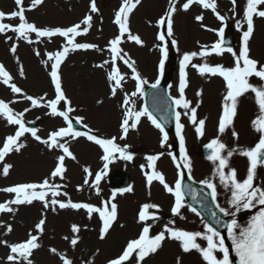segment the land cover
Masks as SVG:
<instances>
[{
    "label": "rangeland",
    "instance_id": "rangeland-1",
    "mask_svg": "<svg viewBox=\"0 0 264 264\" xmlns=\"http://www.w3.org/2000/svg\"><path fill=\"white\" fill-rule=\"evenodd\" d=\"M95 2L98 11L92 13L90 10L91 0H49V2H45L35 8H32L31 0H26L25 16L29 22L35 23L38 27L64 28L77 23H81V26L84 27L82 24L83 19L87 15H92V27L79 42L97 45L98 49L94 52L97 54L99 49H103L109 61V42L114 39L118 33V27L116 29L113 26V21L115 20L116 12L123 4V0H95ZM160 2L161 0H140L139 4H137L136 13L131 17L130 28L132 29L131 33L133 35H139L141 37L143 44L135 45L133 44L134 41L125 38V46L122 47L127 56L135 62V66L139 73H142L144 77L148 75L153 78L156 73L155 65L158 59V43L155 40L157 35L155 20L163 15V8H165V4L160 7ZM184 2H186V0H179L178 3ZM216 2L220 12L227 17V27L235 30V37L238 40L243 31L246 30V23H243V12L246 7V0H241L239 4H236L234 11L231 0H216ZM1 6L4 7L3 9L6 12L11 13L14 11L12 2L11 4L7 1L2 2ZM190 8H192L191 11H184L180 8L181 11L178 12L180 14L177 15L176 13L173 18V37L178 42L176 44V54L181 58H183L185 53L193 51L199 53L201 47L208 46L210 48L216 43L215 37L217 31L215 30H219L222 26V24L212 19L210 13L198 5H192ZM261 10H264V6H262ZM197 15H203V21H197L195 19ZM238 22L242 24V27H237ZM19 23L20 21L17 18L13 20L11 24L18 25ZM254 33L250 44V57L257 60L259 66H264V18H256L254 21ZM8 37H12V39H8ZM31 39L34 42L29 44L26 40L18 39L17 34L11 31L6 34H0L1 62L13 77L10 83H15L22 89V94L13 93L11 88L0 80V98L9 103L10 107L17 113L24 112L26 124L31 122V120L37 121V117L41 119L42 116L45 117L46 114H48V109L43 106L37 107L35 113L32 112L35 107H32L31 102L26 99V96L30 95L34 98H43L42 93L48 90L49 96L44 97L42 103H46L47 100L52 99L50 72L53 62L47 61V53L61 50L65 43L64 39H42L39 43L35 42L37 38L31 36ZM12 46H16L15 53L11 52ZM37 50L40 52L39 56L35 54ZM45 61H47V64ZM93 61H97V59L92 60L91 55H77V52H70L68 57L61 64L60 74L63 75L67 92L73 99L75 106L78 107L76 115L78 117H85L86 123L94 130L95 134L100 137H110L116 134V132L111 131L114 130L112 127L114 120L111 119L110 115L116 113L115 110L119 108L121 96L119 95V97L113 98V101L110 102L107 100L109 92L107 84H105L106 82L98 76L92 78V72L89 70H92L90 64H93ZM204 63L213 64V66L223 65L225 67H233L234 58L233 56L219 58V56L209 55L207 57L197 56L193 59V64L202 65ZM78 65L82 67L81 71L84 75V77L81 78V82L84 80L88 82V79H90L91 83L94 82L96 84V90L94 92L82 90L80 84L73 85V91L68 87L70 80L72 83L74 81L76 82L75 78H77L80 71ZM21 68L23 69L22 74ZM191 69L190 79L191 87L193 88L190 90L189 97L194 98L196 101H198L200 96L211 98V101L213 103L216 102V104L215 107L212 106L209 109L204 108L201 114V118L205 120V133L202 140L195 138L193 127H188V132L185 133V138L190 140L189 144L191 145L192 152L191 159H195V161L191 160L192 165L190 172L196 180L202 183L208 180L217 185L219 188V195L228 202V207L226 209L234 211L230 204L231 191L220 182L218 174H216L217 164H214L212 161L210 163H204L199 158L197 154L198 144L210 143L213 139H219L223 142L226 145L225 154L229 150L233 152V155L228 157L229 167L224 169V171L228 173L230 169L234 168L237 172V179L243 181L247 177L250 162L246 156L240 153L253 148L256 140L260 138V136L256 135L257 131H255L253 127V121L260 114L259 106L254 94L251 91L246 93L245 96L252 97L254 100V107L252 106L251 109L246 110L242 109V98L239 99L237 115L233 124L228 127L223 134L219 133V120L223 114L221 110L223 109L224 97L227 90H225L220 80L213 82L211 79H205L204 81L202 77L198 75V70L196 68L191 67ZM174 79L177 80L176 75ZM249 82L255 86L263 85L256 78ZM202 83H204V87L201 86ZM132 89L133 86L129 83V85L125 86L124 93L130 92ZM222 91L223 95L220 96ZM220 97H222V102L219 103L218 100ZM99 100L100 102H97ZM82 101L86 102L84 106H81ZM110 103L114 104L115 110ZM115 105H117V107H115ZM107 107H109V109ZM26 109L27 111H25ZM117 120L118 118H115V123ZM0 121V123L6 127L4 133L0 131V134H2V138H0V147H2L6 137L14 135L17 127L15 125L6 124L2 117ZM39 125L37 123V134L41 138L46 139L50 134V130L52 132V127L43 130L44 127ZM145 128L148 130L147 127ZM150 131L151 133H155L152 130ZM233 133L238 135H234ZM30 137H25L20 140L25 147L21 148L19 151L9 153V155L5 157V161L0 162V191L21 183H40L45 178L49 177L51 171L56 166L57 157L62 155V152L57 150L55 157L50 156L48 153L44 154V152L41 151L44 147L39 145L34 147L30 146V144H26L27 142L34 143L33 137ZM155 137L157 142V135H155ZM84 147L85 143L79 140H73L71 147H69L76 159L72 160L66 157L65 166L67 171L64 174V179L57 178L54 181L61 185V195L58 196V200L67 202L70 199L74 203H88V201H90L89 204L101 207L98 201H96L97 198L88 200V195L82 191V188L87 189L85 184L87 173L84 171V166L86 164L83 155ZM96 153L97 156L100 157L101 153ZM40 157H42L41 160ZM137 162L142 161L138 160ZM4 163L13 165L7 176H4L2 171ZM164 163L166 164L167 161H164ZM164 163L160 166H166ZM132 167L131 165L127 167L130 168V172L134 174L135 178L132 191L135 190L138 193H142V196L135 195L129 197L131 201L136 199L137 203L136 206L134 205V209H132V219L128 218L127 214L122 213L119 222L111 226L103 239L100 238L102 225L98 222L99 219L94 215H91V218H89V215L84 209L75 210L70 208L69 211L72 213H70V215H64V213L61 212L62 209L58 206H55V210H53V206L45 208L44 204H22L11 205L14 209L11 213H0V253L4 255L7 261L6 264H11V262L7 260V257L11 254L9 245L26 241L29 238V233L38 235L39 233L35 226L41 219H44L46 222L43 233L39 234L38 243L41 246L37 248L30 257L32 264H62L60 256L50 251L52 248L57 249V253L64 254L72 259L74 264H108L110 259L116 258L122 254L127 243L132 239H136L140 231L139 229L145 225L143 223H137V221L135 222L134 220L136 207L138 205H145L147 199L144 195V184L139 178L140 172H133L131 170L133 169ZM97 168L90 170L91 173L95 172ZM167 169L168 177L173 179L175 176L174 169L170 166H167ZM102 187L100 189H102ZM106 187L107 185L105 184L104 188ZM64 193H67V195L65 196ZM6 194L9 195L7 192ZM90 194L99 196L97 192L93 191ZM14 198L15 194H12L6 201ZM6 201L0 197V203H5ZM131 205L132 204H130V206ZM154 205H157V208L161 211H164V208L167 206L164 201L154 203ZM119 208L122 211V201ZM148 211L152 213L155 212L152 208ZM62 214L64 215L63 220ZM157 216L162 217L161 213ZM190 217L194 218V216ZM243 217V212L240 210L236 213L235 217L231 216V219L235 218L239 223ZM192 218L184 214L176 219L175 224H172L168 219H164L163 222L159 219L157 230L159 232H165L166 227H172L186 231L202 232L203 226L200 223L194 222ZM131 221H134V223ZM74 224L80 227V232L78 234L73 233L71 230ZM8 226L12 228L10 233L7 231ZM77 236L79 240L75 248H73L70 244V240ZM65 237L69 239H65ZM165 237L167 238L166 242L162 244V247L156 253L150 254L142 262L137 261L136 254L134 253L127 264H162L160 260L163 256L167 258V264H178V258L180 264H205V261L198 252L193 250L191 256L184 257V252L180 247V243L168 238L167 232H165ZM199 242L202 246H206V242ZM23 264H26V262H23Z\"/></svg>",
    "mask_w": 264,
    "mask_h": 264
},
{
    "label": "snow or ice",
    "instance_id": "snow-or-ice-1",
    "mask_svg": "<svg viewBox=\"0 0 264 264\" xmlns=\"http://www.w3.org/2000/svg\"><path fill=\"white\" fill-rule=\"evenodd\" d=\"M43 0H31L32 8L42 4ZM140 0H123V4L115 14L114 23L118 26L119 34L109 42V51L111 53V61H104L103 63L97 65L99 68H104L106 64L111 65V71L107 74V78L112 82L111 94L116 96L117 90L123 87V81L125 79L124 74L121 72L118 65V61H123L132 72L134 73L133 78L138 81V91L143 92V85L146 83L136 71L135 62L127 56L121 47L125 36L128 40L134 41L138 45H142L143 41L139 35H133L129 27V16L139 4ZM177 0H170V7L168 8L164 17H161L159 20V25L162 30L158 34V40L162 42L160 47L161 51V60L159 61V72L162 76L165 69V61L168 59V41L166 37L173 36V15L177 12L176 7ZM16 5L18 6L17 11L11 13H5L0 11V34H6L11 31L17 34L18 39L26 40L29 44L34 41L31 39V35L35 34L37 37L36 43H39L42 39L47 38L51 39L53 37H61L64 39L65 43L62 46L61 50L56 52L47 53V61H52L51 64V81L54 84V99L47 100L46 103H42L44 98H34L33 96H26V99L31 102L32 107H46L50 110L49 114L51 116L62 117L64 121L67 122V127H61L56 131H53L49 134L47 139H43L37 135V129L34 127L26 126L24 120V112H15L10 104L4 100H0V116H3L8 124L15 125L17 130L14 135H9L6 137L3 146L0 147V162L5 161V157L13 151H19L21 148L25 147L23 143L20 142L21 137L25 136L26 133H30L33 138L41 143L45 144L50 150L59 148L62 151V155L57 157V164L54 169L51 171L48 178H45L40 183H21L12 187H7L2 189L7 193L15 194V198L9 200L5 203H0V213L8 212L11 213L14 211L11 205H22V204H31L33 201H42L44 202V207L58 206L60 209L72 208L75 210H86L89 218L93 213H97L99 219L102 221V228L100 232V238L103 239L111 228L112 224L117 218V205L115 203H110L105 201L102 207H97L89 203H74L70 199L67 202L56 199L61 195V185L55 183L54 181L57 178L64 179V174L67 171L65 166L66 157L75 160V155L70 151L69 147L65 143H61L62 140L66 137H72L73 139L86 136L89 141H93L95 144L100 146L104 152L102 156L103 169L100 172L95 174V186L97 189V195H99V183L101 176L106 173V170L109 167V164L113 159L122 158L127 161L133 159V154L128 152V146H120L116 143V138H101L95 134H90L91 130L88 132H81L74 128L72 119L70 118V113L73 111L71 107V101L65 95V92L61 83L60 75V66L67 58L69 52L77 50H89V49H98V46L91 43H80L77 42V38L86 35L90 28L92 27V15H87L81 26V23L74 24L70 27H38L35 23L29 22L25 16V8L23 6V0H15ZM233 11L237 0H231ZM192 5H198L206 10H211L214 13L219 21L226 22L227 17L222 15L218 10V5L216 0H186L182 4V9L188 11ZM264 0H246V7L243 12V23H246V30L242 33V47L239 52L234 51L232 47H226V41L224 39L225 29L221 27L218 31L219 40L214 43L210 48L204 46L203 50L199 53L193 51L185 53L183 59L180 62V84H179V96L174 99V105L177 109H183L184 115L190 114L191 123L198 125L196 127V132L200 135H204L205 120L197 119V108L193 107L191 101H189L185 96V89L188 86L187 78V67L194 58L197 56L207 57L211 54H216L222 56L225 52L230 53L234 58L233 67H225L223 65H209L208 63L204 64H191L193 68H196L201 76L211 75V76H220L226 82L227 93L224 97L223 105V114L219 120V133L223 134L225 130L231 126L234 122V119L237 115L238 107V98L243 96L245 93L251 91L256 99V102L259 106V115L253 121V127L255 131L260 133V138L258 143L251 149L241 152V155L246 156L250 161V167L248 169L247 177L243 181L237 179V172L234 168L230 169V172L226 173L224 169L229 167L228 157L233 155L231 150L227 151L225 154L226 145L221 142L219 139H213L206 147L212 150L211 155L208 159L211 160L214 164H217L216 174L219 175L220 182L229 188L231 191V200L230 204L234 211H229L226 208H220L225 216L235 217L242 208L249 209L255 207L257 204L264 206V188L254 187V177L255 170L258 164L264 165V85L255 86L249 82L251 77H257L260 80L264 81V66H259V62L250 57V48L249 41L254 32V17L264 18ZM91 12L95 13L98 11L95 0H91ZM19 19L20 23L18 25H13L11 23H5V20ZM197 21H203V15H197L195 17ZM237 27H242L241 23H237ZM212 30V29H209ZM12 39V37H8ZM173 45H176L178 42L173 39ZM11 52H16V46H12ZM37 56L40 55L39 50L35 53ZM47 61L45 63L47 64ZM23 69L21 68V74ZM0 80L5 85H8L11 88V91L16 94H22V89L18 87L15 83H10L13 80L11 74L6 70L3 64H0ZM159 79L155 84L152 85L153 88L159 86ZM135 95V93H133ZM64 103L65 109L61 110L59 105ZM129 97L125 94L124 107L125 113L123 116L121 128L123 135L121 139L126 138L129 129H136L141 122L143 117H147L151 123L163 134L162 143H167L168 133L165 131L164 125L157 120L152 112L145 107L142 111L132 110L128 108ZM198 107V105H197ZM27 111V109L25 110ZM181 111L175 112V123L177 129V135L180 139V160L183 161V165L177 163L176 167L180 169L182 166L187 168L189 172L191 171L192 161L187 154L185 148V139L181 135V131L184 127L180 123L181 120ZM83 118H78L77 122H82ZM131 122V123H130ZM87 128V125H84ZM234 135H238L233 133ZM162 155V154H161ZM160 157L158 155H150L147 157V160L150 162V167L152 171L147 175L148 184L155 180L162 184L165 189L175 196V205L172 208V213L174 215H179L181 208L184 206L182 203L183 193H182V183L183 172H180L181 180H178L175 184V187L169 186L164 175L156 171L155 162ZM175 160L176 157L173 156ZM13 167L12 164L4 163L3 164V175L7 176L10 169ZM84 171L88 176H91L92 173L90 169L85 168ZM88 183V180H85V184ZM208 188L212 189V197L215 199L216 196V186L214 183L209 182L208 180L203 181ZM123 191H131L128 189H121ZM49 194L53 197L48 199ZM66 196L67 193H64ZM116 193L113 192L112 198L115 199ZM157 205L145 204L143 205V210L139 214V220L145 222L149 219H155L154 215L148 213V210L151 208H157ZM219 207V206H218ZM191 211L194 213L197 212L195 207L191 208ZM216 214L213 213L215 218ZM45 220L41 219L35 226L37 232L42 234L44 231ZM217 223H221L220 220H217ZM227 228L228 238L231 240V246L235 250L236 256L239 258V264H264V207H262L257 215L251 218V221L247 226H241L237 219H231L230 223L224 225ZM205 231H186L182 229H176L172 227H166L165 232L168 233V238L178 241L180 247L184 253H190L193 250L198 252L202 259L205 261V264H232L230 259L229 247L225 244V237L221 235L220 231L217 230L212 224L205 225ZM72 232L79 233L80 227L78 225H72ZM7 231L10 233L12 231L11 226H8ZM150 228L144 227L140 236L136 239L130 240L122 254L118 257L110 259L108 264H127L133 257V254H136L138 262H142L150 254L156 253L161 247L162 242L164 241L165 232H161L155 237H150L149 235ZM39 234L33 235L29 233V238L26 241L14 243L9 245L10 255L7 257V260L11 264H32L30 257L35 249L39 248L41 245L38 243ZM65 239H69L65 237ZM79 237L72 238L70 244L73 248L77 245ZM199 241L206 242V246H202ZM6 243V242H4ZM50 251L53 254H58L62 261V264H74L73 260L68 258L64 254L57 253V249L52 248ZM217 253L221 254L220 256ZM178 264H180L178 258Z\"/></svg>",
    "mask_w": 264,
    "mask_h": 264
},
{
    "label": "bare ground",
    "instance_id": "bare-ground-1",
    "mask_svg": "<svg viewBox=\"0 0 264 264\" xmlns=\"http://www.w3.org/2000/svg\"><path fill=\"white\" fill-rule=\"evenodd\" d=\"M186 23H187V21H186ZM95 73H97V71H95ZM97 74H96V76H98V77H100L102 79H103V75H105L104 72H98ZM80 79H81V76H79L77 78V81L79 82ZM80 86H82V89L85 90V91L88 90L90 92H94L96 90V84L94 82L91 83V81H88V83L87 82H81V85ZM110 105L112 106V104H110ZM107 108L109 109V107H107ZM50 119L54 120L52 117H50ZM66 214H68V213L66 212ZM165 258L166 257H163L160 260L162 264H164L166 262L165 261L166 260ZM0 264H4V258H2V255H0Z\"/></svg>",
    "mask_w": 264,
    "mask_h": 264
}]
</instances>
